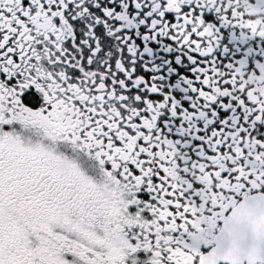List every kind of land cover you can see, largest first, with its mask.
Returning <instances> with one entry per match:
<instances>
[{
	"label": "snow or ice",
	"instance_id": "snow-or-ice-1",
	"mask_svg": "<svg viewBox=\"0 0 264 264\" xmlns=\"http://www.w3.org/2000/svg\"><path fill=\"white\" fill-rule=\"evenodd\" d=\"M0 264H264V0H0Z\"/></svg>",
	"mask_w": 264,
	"mask_h": 264
}]
</instances>
